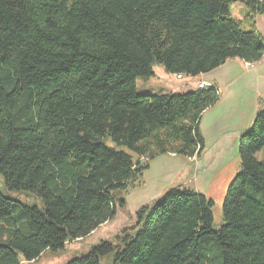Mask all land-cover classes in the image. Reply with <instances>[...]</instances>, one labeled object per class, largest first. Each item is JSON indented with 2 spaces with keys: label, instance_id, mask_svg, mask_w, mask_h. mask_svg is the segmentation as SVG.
I'll return each mask as SVG.
<instances>
[{
  "label": "trees",
  "instance_id": "trees-1",
  "mask_svg": "<svg viewBox=\"0 0 264 264\" xmlns=\"http://www.w3.org/2000/svg\"><path fill=\"white\" fill-rule=\"evenodd\" d=\"M244 4L241 20L231 16ZM264 0H0V176L42 208L0 190V264L37 260L115 215L117 192L149 160L201 157L214 87L137 94L154 64L197 76L264 55ZM124 146L128 151L107 143ZM264 107L239 135L241 170L213 228V201L176 186L135 222L66 264H264ZM146 157V158H144Z\"/></svg>",
  "mask_w": 264,
  "mask_h": 264
},
{
  "label": "rangeland",
  "instance_id": "rangeland-1",
  "mask_svg": "<svg viewBox=\"0 0 264 264\" xmlns=\"http://www.w3.org/2000/svg\"><path fill=\"white\" fill-rule=\"evenodd\" d=\"M231 16L241 20L244 4L234 1ZM257 29L264 36V14L256 18ZM152 77L136 78V93L183 94L193 91L201 81L211 82L219 90L218 102L205 110L200 121L204 139L201 157L185 158L166 153L149 160L148 167L137 172L127 188L116 193L124 200L117 203L115 215L83 239L69 241L64 248L46 251L37 260L22 264H66L76 257L86 255L101 241L117 244L116 236L123 228L135 222V213L143 205L150 204L169 189L180 186L204 194L213 201V228L223 224L222 203L229 184L241 170L238 139L251 124L257 111L264 107V59L246 65L239 58L229 59L220 67L201 75L178 79L167 73L160 64L153 65ZM107 143L117 149L128 151L124 146ZM146 158V157H144ZM264 161V148L256 153ZM1 193L28 205L43 207L42 200L32 192L6 189L0 176ZM111 256H104L100 264H110Z\"/></svg>",
  "mask_w": 264,
  "mask_h": 264
},
{
  "label": "built area",
  "instance_id": "built-area-1",
  "mask_svg": "<svg viewBox=\"0 0 264 264\" xmlns=\"http://www.w3.org/2000/svg\"><path fill=\"white\" fill-rule=\"evenodd\" d=\"M262 59H264V55H263ZM245 64H246V65H249V64H251V63H245ZM183 76H184V75H182V74H177V75H176V77H177L178 79L183 78ZM209 87H214V88L217 89V87H216L215 85H212V83H208V82L201 81V82H199V83L197 84V88H198V89H207V88H209ZM217 90H218V89H217ZM218 92H219V90H218Z\"/></svg>",
  "mask_w": 264,
  "mask_h": 264
},
{
  "label": "crops",
  "instance_id": "crops-1",
  "mask_svg": "<svg viewBox=\"0 0 264 264\" xmlns=\"http://www.w3.org/2000/svg\"><path fill=\"white\" fill-rule=\"evenodd\" d=\"M204 82H206V81H204ZM208 83H211V82H208Z\"/></svg>",
  "mask_w": 264,
  "mask_h": 264
}]
</instances>
